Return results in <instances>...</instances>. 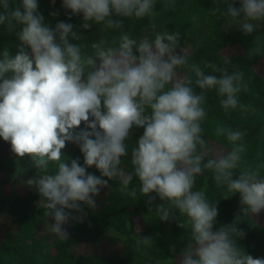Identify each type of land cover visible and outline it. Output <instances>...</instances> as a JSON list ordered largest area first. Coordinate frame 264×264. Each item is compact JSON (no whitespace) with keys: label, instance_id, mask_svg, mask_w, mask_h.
<instances>
[{"label":"clouds","instance_id":"obj_1","mask_svg":"<svg viewBox=\"0 0 264 264\" xmlns=\"http://www.w3.org/2000/svg\"><path fill=\"white\" fill-rule=\"evenodd\" d=\"M236 2L225 0L224 10L217 3L210 14L230 17L250 35L256 22L264 21V0H238L239 7ZM156 3L62 0L72 16L82 17L83 29H100L101 37L89 44L70 42L83 40L70 23L45 24L37 0H20L16 7L12 0H0V25L9 33L20 27L17 53L13 56L7 48L0 53V138L37 169L27 184L38 191L54 221L51 231L60 239L68 238L63 226L70 214L81 213V205L94 209V197L109 180L119 178V192L136 198L137 189L129 188L135 178L149 204L161 201L155 213L162 222L179 213L184 218L179 226L190 228L179 264H264V258H253L238 246L245 234L235 224L213 230L216 204L209 203L203 190H194L196 177L210 170L217 187L226 189L224 199L239 194L242 216L264 211V165L244 161L247 133L217 123L213 134L231 147L208 159L203 139L207 91L215 90L225 112L255 113L239 99L249 91L244 73H229L210 62L189 64L185 48L177 55L180 32L156 31ZM175 6V0L163 5L165 10ZM146 18L144 31L150 28L154 38H136L125 30V20ZM180 68L190 74L181 75ZM133 128H142L143 135L131 149L132 171L126 173L122 158L128 155L125 142ZM66 143L79 147L83 166L79 158L66 161ZM92 167L100 176L87 171ZM140 245L150 247L153 241L139 238L138 249Z\"/></svg>","mask_w":264,"mask_h":264},{"label":"trees","instance_id":"obj_2","mask_svg":"<svg viewBox=\"0 0 264 264\" xmlns=\"http://www.w3.org/2000/svg\"><path fill=\"white\" fill-rule=\"evenodd\" d=\"M37 2L45 24L55 28L58 22L64 21L81 34L82 41L71 43L90 44L101 37L96 25L90 30L83 29L82 17L72 16L62 6V0ZM231 2L233 0H229ZM164 3L165 0H157L156 3V14L152 20L156 31L164 28L169 32L179 31L180 42L176 52L193 46L190 59L201 67L210 62L227 68L229 73L242 71L249 91L239 94L240 102L251 104L256 109L255 113H241L238 109L225 112L215 90L207 91V118L202 123L203 139L209 150L206 159L230 150L226 138L213 134L217 123H222L247 133L244 137L247 146L244 161L253 166L264 165V43L257 41L255 32L250 35L242 33L239 24L230 17L210 14L209 10L217 3L224 10L225 0H175L176 6L169 10L164 9ZM19 4L20 0H12V7ZM236 6L239 7L238 0ZM193 16L197 19L193 20ZM124 23L125 30H130L136 38L145 35L154 38L150 28L144 31L149 24L147 18L142 21L125 20ZM256 23L262 36L264 21ZM199 24L210 29L209 39L203 42H200ZM19 30L17 26L14 32L9 33L6 25H0V53L5 48L13 56L17 53L20 42L16 32ZM177 71L181 75L190 74L183 68ZM205 72L219 75L212 73L211 69H205ZM196 91L200 90L197 88ZM80 128H84L83 123ZM142 135V128H133L125 142L128 155L122 158L121 166L127 173L132 171L131 149ZM62 152L69 164L72 159L79 158L83 166L84 158L76 144L66 143ZM96 170L95 167L87 169L92 174ZM36 175L37 169L32 166L30 158H17L10 143L0 138V264H179L181 253L188 246L190 228L179 226V223H184L179 213H174L175 218L162 222L155 213V206L161 201L156 198L149 204L148 199L139 193L137 179L133 178L129 185L130 189H137L136 198L119 192V179L109 180L102 193L106 204L104 212L81 224L76 218L79 213L72 212L63 226L68 238L60 239L51 231L54 221L43 207L38 191L27 184ZM261 175L264 176V169ZM194 190H203L209 203L216 204L218 216L214 231L235 224L237 230L245 234L244 238L237 239L238 246L253 258H264V211L255 216H242L239 194L224 199L226 189L217 187L210 170L196 177ZM29 234L38 235V241L31 242L24 251L17 239ZM144 237H150L153 245H140L138 249L137 241Z\"/></svg>","mask_w":264,"mask_h":264},{"label":"rangeland","instance_id":"obj_3","mask_svg":"<svg viewBox=\"0 0 264 264\" xmlns=\"http://www.w3.org/2000/svg\"><path fill=\"white\" fill-rule=\"evenodd\" d=\"M254 32L256 34L257 41L259 43H264V30H263L262 36H260L261 30L259 27H257ZM199 34H200V42L206 41L210 37V29L205 24H199ZM257 35H258V38H257ZM185 49L187 50L186 55L188 57L189 64L195 63L194 61H192V59H190L191 53L193 51V46H186ZM176 54L182 55V51L179 50L176 52ZM195 64H199V63H195ZM208 153H209V150L207 151L206 155ZM122 167L124 168L125 172L127 173L126 168L124 166H122ZM93 174L96 176H100V173L98 170H96ZM116 179H119V178H116ZM104 189H105V187L101 188L99 191V194L94 197L95 203H96V207L94 209L89 208L86 205L82 206L83 211L79 214H76V218H77L78 223L81 224L84 221L85 222L91 221V220H93V217L104 212L103 208L106 206V204L103 203V199H102V193L104 192ZM37 241H38V235H36V234H29V235L20 236L17 239V243L21 246V248L24 251L28 248V246L30 245L31 242H37Z\"/></svg>","mask_w":264,"mask_h":264}]
</instances>
